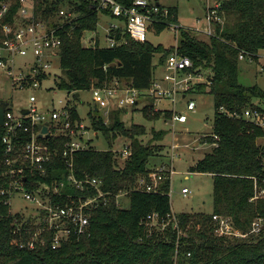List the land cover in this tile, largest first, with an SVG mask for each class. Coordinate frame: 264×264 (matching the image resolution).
<instances>
[{
    "label": "trees",
    "instance_id": "16d2710c",
    "mask_svg": "<svg viewBox=\"0 0 264 264\" xmlns=\"http://www.w3.org/2000/svg\"><path fill=\"white\" fill-rule=\"evenodd\" d=\"M117 1L130 5L134 0ZM4 3H9V7L0 18V27L13 24L21 6L20 0H0V10ZM216 3L221 21H216L215 33L205 34L207 38L203 39L180 25L175 35L178 50L191 57L195 66L208 70L211 80V84H200L198 89L214 96L212 135L206 140L213 147L190 170L212 174L213 212L174 216L169 175L156 192L135 188L137 178L151 171L149 162L156 154L155 148L158 149L153 142L162 140L165 133L153 129L150 143L145 144L140 139L147 132L145 126L136 123L126 126L121 118L125 111L115 109L108 122L100 114L91 115L94 131L113 140L110 148L90 147L75 155L77 178H100L103 189L109 192L107 201L92 212L89 234L72 237L57 249L51 248L50 237L44 246L21 247V241L28 242L32 225L23 215L12 214L6 203L8 195L1 193L7 187L4 176L7 145L3 142L4 129L0 127V264H264V229L246 239L219 236L213 220L214 215L227 217L237 229L247 233L256 218H264V194L254 198L256 188L264 190V144L259 143L264 138V128L227 113H242L250 107L261 109L258 103L264 100L263 89L244 85L239 79V54L244 52L257 60L264 50V0H216ZM62 7H70L78 14L58 31L62 38V75L55 83L68 93L92 90L114 78L128 80L139 90L147 89L158 66L165 63L175 48L155 45L150 40L138 42L121 30L111 32L118 42L115 46H101L99 42L86 46L84 33L96 31L100 12L109 13L97 9L95 0H34L35 18L57 25ZM168 9L167 24L165 21L157 24V34L170 30L172 23L179 25L177 7ZM40 78L47 76L42 74ZM96 110L94 107L93 112ZM143 112L149 117L159 118L160 112L171 118V111H154L152 103ZM72 116L74 120L79 118L75 109ZM121 136L132 142V155L124 166L112 150L114 141ZM63 142L60 137L48 140L58 149ZM47 170V176L41 177L37 172L32 178L51 183L65 179L67 174L59 155L47 165ZM66 191L75 192L70 188ZM121 191L128 192L129 208L116 203V195ZM60 202L64 204L67 198ZM152 214L158 216V223L171 221L165 229L157 231V226L150 227L148 223Z\"/></svg>",
    "mask_w": 264,
    "mask_h": 264
},
{
    "label": "built area",
    "instance_id": "2783aa9c",
    "mask_svg": "<svg viewBox=\"0 0 264 264\" xmlns=\"http://www.w3.org/2000/svg\"><path fill=\"white\" fill-rule=\"evenodd\" d=\"M21 6L14 18L13 24H3L0 27V69L5 70L13 80L14 86L22 88L40 86L49 76L52 67V58L60 55L62 38L58 31L69 19L76 18L77 12L70 7H62L59 11V24L52 25L41 19H36L34 14V0H20ZM31 1V3H30ZM97 9L108 11L116 18L118 25L110 24L107 28V39L110 45L115 46L118 42L111 36L112 31L121 30L127 33L132 39L138 42L149 40V34H156L155 26L165 23L169 16V9L161 6L158 1L134 0L132 4L125 5L117 0H95ZM216 3L208 6L206 15L207 24L199 30H204L205 34L215 33L216 21H221L217 15ZM9 3L2 4L0 18L8 10ZM165 21V22H164ZM167 24V22H166ZM170 31L177 33L179 25L170 24ZM100 43L96 38L91 45ZM30 61H23L29 56ZM250 59L246 53L239 54V60ZM164 72L159 75L157 71L153 77L149 88L139 90L133 87L128 80L114 78L104 83V85L93 88L92 102L97 110H104V118L108 122L112 109H127L123 114H130L131 107H142L152 103L154 111H171L170 121L173 123H185L188 115L175 110L176 106L185 103L188 110H195L197 103L194 99L188 98L189 93H196L200 84H211V80L203 66H195L194 61L188 55L180 52L177 42L174 50L168 55L165 63L158 66ZM24 70H27L25 72ZM264 72V67L261 68ZM45 74L47 78H40ZM74 95L76 92H73ZM186 95L183 98V95ZM152 101H148V100ZM167 101L172 108H156L155 105L161 101ZM258 105H261L258 103ZM23 108H28L29 112L22 113ZM73 106H65L62 109L53 110L50 114L40 112L37 106V98L32 96L28 106H20L15 111L10 103L6 108L3 142L7 145L5 154L4 176L7 178V187L1 193L8 195L6 203L11 206V200L22 195L25 201L32 204V212L27 217L31 221L29 232L39 231V241L42 246L46 245L48 237L51 238L50 246L57 249L72 237H81L89 234L91 216L94 209L107 201L108 191L103 189V181L97 177H86L79 179L75 173V155L77 152L90 148V140L86 138L88 126H86L79 115L73 119ZM76 110V109H75ZM226 112L225 109H221ZM230 116L243 117L264 128V109L256 107L247 108L242 113L227 112ZM48 123V132L42 136V128ZM212 135V133L210 134ZM217 138L216 135H213ZM60 137L64 139L61 149L52 147L49 139ZM87 140V141H86ZM115 157L120 162H124L132 155V142L125 144L122 149L113 148ZM60 156L64 163L67 174L65 179L54 182L36 181L35 173L41 177L47 176V165L52 163L55 156ZM124 166V165H121ZM151 170L145 176H139L135 182V188L156 192L160 184L168 177L163 168ZM173 169H171V174ZM67 188L75 190L74 193L66 191ZM186 195L190 192L188 188H183ZM264 194V190L256 188L258 198ZM128 196L127 191H121L116 195V203L122 207L120 198ZM67 198V202L62 204L60 200ZM12 212V211H11ZM25 217L26 212H17ZM12 214H16L13 213ZM175 216V214H173ZM25 217V219H27ZM149 226H157L161 230L170 223H158V216H149ZM172 220H176L175 217ZM215 232L219 236H229L238 238H248L251 234H260L264 229V218L258 217L252 224V229L243 233L237 229L227 217L214 215ZM178 222L174 223V227ZM39 243L31 240L27 243L21 241L20 246H27L35 249Z\"/></svg>",
    "mask_w": 264,
    "mask_h": 264
},
{
    "label": "rangeland",
    "instance_id": "374dc122",
    "mask_svg": "<svg viewBox=\"0 0 264 264\" xmlns=\"http://www.w3.org/2000/svg\"><path fill=\"white\" fill-rule=\"evenodd\" d=\"M160 3L163 7H177L179 26L192 29L199 38H207L204 30H199L207 24L206 9L208 6H214L216 0H151ZM31 3V1H30ZM67 8V7H66ZM119 21L110 14L100 12V20L96 31H86L83 37V44L91 45L96 38L100 39L101 46L110 45L107 39L110 24L118 25ZM176 33L174 31L165 30L159 34H149V40L155 44H161L166 48L175 47ZM32 56L23 61H30ZM154 62H159L157 54ZM264 50L260 52L257 60H239V79L240 82L247 86L258 85L264 90ZM27 72V70H24ZM163 69L157 68V74L161 75ZM50 76L42 82L40 86H31L22 88L14 86L13 80L5 72L0 69V101H8L11 107L16 111L20 106H28L32 96L37 98V106L40 112L51 113L53 110L62 109L65 106H73L80 115L82 122L88 126L86 138L91 142L89 146L99 150L110 148L109 143L113 140L107 139L102 133H96L92 127L91 115L104 116V110H96L93 112L94 106L92 102V91L80 92L77 98L74 93H68L56 86L55 80L62 75L61 57L56 55L52 58V67L49 70ZM188 98L196 101L195 110H188L185 103L180 102L175 110L188 115V121L185 123H173L170 118H165L163 113H159V118L152 115L147 116L143 112L142 107H131L130 114H122L121 118L126 126L132 124H142L145 126L146 134L140 139L143 143L149 144L152 139V130H163L164 137L160 141L153 144L158 146L155 148L156 154L150 159L149 166L151 170L163 168L165 174H168L171 180L170 198L172 214L180 213H212L213 212V176L207 172L191 171L198 160L202 159L205 154L212 150L213 145L207 143L206 140L212 133V123L215 114L214 96L208 92L197 89L196 93H189ZM152 101L151 99L148 100ZM264 109V100L261 103ZM156 108L164 109L172 108L167 101H161L155 105ZM115 110H111L113 114ZM92 112V113H90ZM155 113V112H153ZM110 114V116H111ZM202 128H205L202 130ZM111 139V140H110ZM110 140V141H109ZM130 139L119 137L114 144V148L122 149ZM259 143L264 144V138ZM124 165V162H120ZM171 169L173 172L171 174ZM190 190L186 195L182 192L183 188ZM123 208H129L130 200L127 195L120 198ZM32 204L25 201L22 195L16 196L11 200L10 209L13 213L26 212L27 218L32 212ZM156 230H161L156 228ZM29 241L36 240L40 244L39 231L29 232ZM41 245V244H40Z\"/></svg>",
    "mask_w": 264,
    "mask_h": 264
},
{
    "label": "water",
    "instance_id": "95a60500",
    "mask_svg": "<svg viewBox=\"0 0 264 264\" xmlns=\"http://www.w3.org/2000/svg\"><path fill=\"white\" fill-rule=\"evenodd\" d=\"M75 96L77 98H79L80 97V93L79 92H76L75 93ZM185 97H186V95L184 94L183 95V98H185ZM8 105H9V102L8 101H0V126H3L4 125V117H5V112H6V108L8 107ZM124 111L127 112L128 110L127 109H124ZM28 112H29L28 108H23L22 109V113L26 114ZM39 128H42V133L40 134V136H42L44 133H47L48 132V123H46L45 126H41L40 125ZM204 129L205 128H202V130H204Z\"/></svg>",
    "mask_w": 264,
    "mask_h": 264
}]
</instances>
